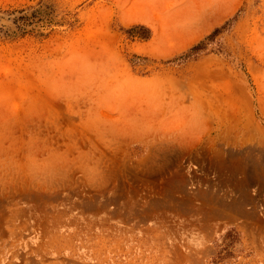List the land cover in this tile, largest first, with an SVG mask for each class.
Here are the masks:
<instances>
[{
	"label": "rangeland",
	"instance_id": "374dc122",
	"mask_svg": "<svg viewBox=\"0 0 264 264\" xmlns=\"http://www.w3.org/2000/svg\"><path fill=\"white\" fill-rule=\"evenodd\" d=\"M0 264H264V0H0Z\"/></svg>",
	"mask_w": 264,
	"mask_h": 264
}]
</instances>
